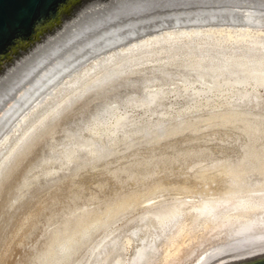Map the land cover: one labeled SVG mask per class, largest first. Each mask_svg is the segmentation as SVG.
<instances>
[{
	"label": "rangeland",
	"instance_id": "obj_1",
	"mask_svg": "<svg viewBox=\"0 0 264 264\" xmlns=\"http://www.w3.org/2000/svg\"><path fill=\"white\" fill-rule=\"evenodd\" d=\"M248 10L185 12L103 48L0 145V264H144L153 244V264H192L234 241L189 214L264 194V49L226 37L264 42V10ZM170 27L201 32L164 41ZM177 220L190 232L162 245Z\"/></svg>",
	"mask_w": 264,
	"mask_h": 264
},
{
	"label": "water",
	"instance_id": "obj_2",
	"mask_svg": "<svg viewBox=\"0 0 264 264\" xmlns=\"http://www.w3.org/2000/svg\"><path fill=\"white\" fill-rule=\"evenodd\" d=\"M264 0H0V145L102 46L185 12ZM202 264H264V242Z\"/></svg>",
	"mask_w": 264,
	"mask_h": 264
},
{
	"label": "bare ground",
	"instance_id": "obj_3",
	"mask_svg": "<svg viewBox=\"0 0 264 264\" xmlns=\"http://www.w3.org/2000/svg\"><path fill=\"white\" fill-rule=\"evenodd\" d=\"M214 13H218L217 15H227L229 17L227 18H234L236 14L234 12V10H221V11H201V12H191L185 15H189V14H194L196 15V17H201L200 15L202 14H206L207 16L209 15H214ZM259 13V11H252V9L246 11V15H243V19L247 22V23H252L254 21L253 17L257 16V14ZM193 15V16H194ZM216 15V16H217ZM180 15L173 17V21L175 23H178L180 21ZM207 18H210V17ZM241 16V15H240ZM189 17V16H188ZM195 17V16H194ZM214 17V16H213ZM215 18V17H214ZM220 18V17H219ZM224 18V17H223ZM226 18V16H225ZM256 18V17H254ZM195 19V18H194ZM253 19V20H252ZM188 20V19H187ZM221 20V19H220ZM243 20V21H244ZM197 21V20H196ZM225 21V20H224ZM184 22H187L186 20ZM257 22V20H256ZM259 22V21H258ZM257 22V23H258ZM163 23V22H162ZM182 23V22H181ZM208 23V22H207ZM255 23V22H254ZM264 23V22H263ZM164 24V23H163ZM158 26V24H156ZM156 25L152 26V28L155 29ZM175 25V24H174ZM183 25V24H182ZM172 28H174V26H171ZM170 27V29H171ZM149 29V28H148ZM147 29V30H148ZM226 29L224 28H216V31L219 33H222L223 31H225ZM145 31V30H144ZM153 31V29H152ZM208 31V30H207ZM227 31V35L226 37L228 38H233L236 42H243V41H248V39H251L249 41H251V44L253 43V45L255 44L256 46L259 45L262 49H264V42L260 41L257 39V37L255 38L247 29L244 30H235V31H230V30H226ZM140 32V31H139ZM138 32V35H139ZM201 32V28H180L178 30H165V36L167 33L168 38L164 39V41H168L169 39L172 40V38H176V37H182L185 35L187 36H194L199 34ZM137 33V32H136ZM136 33L129 35L130 38L132 39V36L134 38V35H136ZM154 33V32H153ZM164 33V32H163ZM161 34V33H160ZM202 34V33H201ZM143 35V34H142ZM146 35V34H145ZM158 34H151L150 37L148 38H144L143 40H139L136 39L134 40V45L136 46L137 43L141 42V41H146L144 44H142V46L144 45H149L150 43V38H154L156 37ZM175 35V36H173ZM222 35V34H221ZM127 37H124L122 39H119L117 41H114L110 44H107L105 46H102L97 52H99L100 50H102L103 48L107 47H111V45H116L117 43H119L120 41L123 42ZM141 36V35H140ZM210 36V35H208ZM225 36V35H223ZM161 38V35L158 36ZM157 37V39H158ZM164 37V36H163ZM162 37V38H163ZM159 38V39H160ZM184 38V37H183ZM188 38V37H187ZM197 38V37H196ZM209 38V37H208ZM129 39V38H128ZM130 39V40H131ZM177 39V38H176ZM179 39V38H178ZM225 39V38H224ZM123 40V41H122ZM133 40V39H132ZM155 40V39H153ZM162 40V39H160ZM157 41V40H156ZM159 41V40H158ZM163 41V40H162ZM149 43V44H148ZM152 44V43H151ZM159 44V43H158ZM170 44V43H169ZM134 46V47H135ZM251 46V45H250ZM116 47V46H115ZM139 48V47H138ZM106 49V50H107ZM140 50V49H139ZM104 51V49L102 50V52ZM264 51V50H263ZM97 52L95 54H97ZM101 52V51H100ZM130 52V51H129ZM119 54V53H118ZM126 56V55H125ZM116 58V57H115ZM110 61V60H108ZM109 64V63H108ZM68 89V88H67ZM154 95V93H153ZM157 95V94H156ZM249 95V94H248ZM253 97V96H252ZM151 98V99H150ZM149 102L154 101L155 97H150ZM244 98V97H243ZM119 121V119H118ZM264 164V163H263ZM262 173H264V169L262 170ZM264 175V174H263ZM256 197V196H255ZM224 203H226L227 205H229V207L231 210H237V213H233L231 214L230 211H228L229 209H227V211L223 210L218 212L217 209L220 207V205H222V203L220 201H212V202H202L200 203L197 207L194 208L195 213H191L189 214L191 217V223H190V229L193 228L194 223L196 224L197 221L200 219L202 220V228L204 230H207L208 232L213 231V230H223L224 232L230 234L231 236L234 237V241L230 242L229 244L227 243L226 245H221L220 247H215V248H210L211 250H207L206 252H204L201 256H199L192 264H202L203 262H205L206 260H208L209 258H211L213 255H215L216 253H218L219 251H221L222 249L225 248H231V247H238V246H244V245H250V244H256V243H262L264 242V232H256L255 229L256 228H263L264 229V218L261 216L262 213H264V194L263 196L258 195V197L256 198V200L252 201V199H247V200H238L235 202H231L230 200H226L224 201ZM225 204V205H226ZM220 209V208H219ZM260 210V214L258 213V215H256V211ZM188 214V213H187ZM253 214V215H252ZM255 214V215H254ZM174 215V214H173ZM177 214H175L174 216H176ZM178 217V216H177ZM173 218V217H172ZM180 218V217H179ZM171 220V219H169ZM185 220V219H184ZM197 220V221H196ZM166 222V221H165ZM170 222V221H169ZM185 221L182 220H177L175 221V223L173 225H171V227L173 226V231L172 230H168L169 233H165V235H163V239L161 241L162 245H165L167 247H170L172 244H175V241L178 239V237L187 235L186 233L184 234V232H190L189 228H186V226L188 225H184ZM167 224V222H166ZM170 224V223H168ZM172 224V223H171ZM170 226V225H168ZM189 226V225H188ZM187 226V227H188ZM197 226V225H196ZM196 226L194 225V227L196 228ZM186 228V229H185ZM172 229V228H171ZM167 232V231H166ZM205 232V231H204ZM182 233L184 235H182ZM192 233V231H191ZM189 234V233H188ZM209 234V233H208ZM156 236V235H155ZM190 236V235H189ZM156 238V237H155ZM177 238V239H176ZM146 240V239H145ZM178 242V240H177ZM170 245V246H169ZM114 247V246H113ZM160 247V246H159ZM143 249L145 248L144 246L142 247ZM148 248V245H146V248ZM149 248H150V252H149ZM146 252L148 253L147 256L141 257L142 253L145 251V249L142 251V249H140V255L139 257L143 258V262L144 264H153L154 260L156 259L155 256L157 254L158 251V246L156 244L151 245V247H149ZM162 248V247H160ZM165 249V248H164ZM145 252V253H146ZM168 252V251H167ZM138 254V253H136ZM144 255V254H143ZM171 255V253H165L164 254V260L166 262V264H169L168 262V257ZM173 255V254H172ZM106 259V258H105ZM107 260V259H106ZM106 260H103L104 262H106ZM139 260V259H138ZM142 260V259H141ZM47 261V260H46ZM102 261V262H103ZM136 261V260H135ZM141 263V262H140ZM102 264V263H101ZM134 264V263H133ZM138 264V263H137Z\"/></svg>",
	"mask_w": 264,
	"mask_h": 264
}]
</instances>
